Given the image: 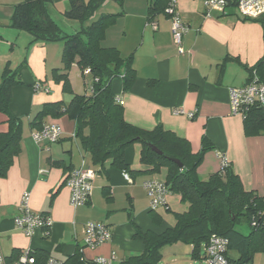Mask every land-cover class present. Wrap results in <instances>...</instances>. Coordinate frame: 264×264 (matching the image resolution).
Here are the masks:
<instances>
[{"label": "crops", "instance_id": "obj_1", "mask_svg": "<svg viewBox=\"0 0 264 264\" xmlns=\"http://www.w3.org/2000/svg\"><path fill=\"white\" fill-rule=\"evenodd\" d=\"M50 1L51 16L58 23L65 22L62 12L69 9L70 0ZM21 2L0 0V84L6 69L20 81L12 88L9 109L22 121L21 153L8 174L0 177L1 251L10 261L31 250L64 264H95L97 258L121 264L145 249L135 237L136 227L161 234L174 226L175 213L186 211L188 205L178 194L170 193L167 206L151 210L143 183L153 179L165 182L167 170L159 174L136 173L147 170L140 162V144L125 152L133 171L129 173L133 179L130 184L124 172L109 162L105 166L93 163L76 137V122L67 116H45L39 125L60 126L63 134L58 142L48 144L33 139L32 132L38 130L37 116L45 105H68L74 94H87L88 88L86 92L76 90L70 70L74 94L64 91L63 81L58 80L66 73L63 43L33 42L30 34L10 26L13 9ZM151 2L124 0L120 4L109 0L93 18L122 13L107 30L102 44L117 48L123 59L132 58L136 78L131 88L124 90L121 80L113 83L116 97L124 103L125 120L144 130L162 126L186 139L194 154L203 149L206 139L211 148L198 167L201 180L217 173L221 157L225 156L245 189L264 196V129L247 134L243 118L232 113L229 95L231 88L249 83L252 69L264 58V16L246 20L234 6L225 14L207 11L205 0H179L182 21L189 28L181 54L168 17L164 13L150 17ZM152 22L157 24L156 29ZM72 68L78 69L76 65ZM8 130L7 116L0 112V133ZM79 168L96 171L98 177L89 203L73 207L65 180L69 172ZM25 192L30 193L32 212L52 220L48 237L42 231L28 237L16 227L15 218L20 214ZM180 206L185 210H174ZM153 215L163 222L156 224ZM167 216L173 218L171 222L165 221ZM89 222L106 224L112 232L111 241L96 249L84 247V227ZM229 256L236 259L238 254L232 252ZM247 264H264V253H256Z\"/></svg>", "mask_w": 264, "mask_h": 264}, {"label": "trees", "instance_id": "obj_2", "mask_svg": "<svg viewBox=\"0 0 264 264\" xmlns=\"http://www.w3.org/2000/svg\"><path fill=\"white\" fill-rule=\"evenodd\" d=\"M107 1L70 0L69 9L62 15L78 24L74 33L65 31L51 16L50 0H22L14 7L10 19L12 28L30 34L33 42L63 43L62 61L66 73L58 74V80L63 81L64 91L74 94L69 82V71L74 65L84 77V72L89 69L91 73L88 76L92 77L87 94H74L68 105L62 102L45 105L37 116L39 122L36 127L38 130L43 128L39 125L45 116H67L76 122V137L96 166H105L109 162L111 167L131 173L133 171L126 161L125 152L127 148L140 144V162L147 170L136 173L159 174L163 169L167 170L165 183L171 193L178 194L181 201L188 205V209L175 213L174 226L161 234L143 232L136 227L135 237L144 243L145 249L121 264H159L161 249L181 241L193 245L195 259H204L203 246L208 245L212 235L228 239L227 258L230 264L249 263L256 253H264V196L246 190L232 167L220 168L207 180H201L198 167L211 148L206 139L203 149L194 154L186 139L162 126L144 130L125 120L122 105L115 102L113 83L121 80L124 90H129L136 73L132 58L123 59L117 48H107L102 44L107 30L122 14L102 15L93 20ZM167 2L152 0L150 17L158 13L166 15ZM252 70L264 82V58ZM15 78V73L6 69L0 84V112L7 116L9 123V130L0 133V177L8 174L22 150V121L9 109L12 88L20 83ZM243 121L247 134L254 135L264 129V107H252ZM152 146L165 156L179 160L183 167L159 155ZM153 220L158 225L163 222L157 215H153ZM238 224L247 225L250 231L247 234L238 231ZM232 252L238 254L236 259L229 256ZM35 255L39 264L47 258Z\"/></svg>", "mask_w": 264, "mask_h": 264}, {"label": "built area", "instance_id": "obj_3", "mask_svg": "<svg viewBox=\"0 0 264 264\" xmlns=\"http://www.w3.org/2000/svg\"><path fill=\"white\" fill-rule=\"evenodd\" d=\"M168 4L165 13L171 22V32L174 42L179 52L184 53L182 48L183 38L189 31V28L182 21L179 11V0H167ZM207 11L218 10L227 13L229 7H236L239 14L247 20H258L264 16V0H205ZM153 28H157L155 22L151 23ZM90 70H86L84 74L88 76ZM98 81V79H96ZM230 105L233 115L246 117V112L254 106L264 107V82L260 80L257 72L253 70L249 83L242 88H231L229 90ZM115 102L123 105V101L115 98ZM178 114L182 111H176ZM193 115L191 114L190 117ZM63 131L58 125L44 126L41 130L32 132V137L36 142H47L54 144L60 140ZM231 167L230 160L222 156L221 168L227 169ZM98 175L96 171L90 169H74L69 172L65 185L70 190V202L73 207L85 206L91 200L94 183ZM124 178L133 184V179L129 173L124 172ZM144 189L147 191L150 199V207L152 211H157L163 206H167V199L171 191L169 186L160 180H147L143 183ZM30 193L25 192L20 201V214L15 218L16 227L26 236L31 237L37 231H42L45 236L50 235L52 220L44 214H36L32 212L29 206ZM112 232L109 227L103 223L89 222L84 227V247L96 249L99 246L110 242ZM228 239L212 235L208 245L204 246V260L206 264H230L227 258ZM113 259L97 258L95 264H112ZM0 264H39L35 253L31 250L23 251L20 256L13 261H9L4 256L0 247ZM42 264H64L62 261L53 257H47Z\"/></svg>", "mask_w": 264, "mask_h": 264}, {"label": "rangeland", "instance_id": "obj_4", "mask_svg": "<svg viewBox=\"0 0 264 264\" xmlns=\"http://www.w3.org/2000/svg\"><path fill=\"white\" fill-rule=\"evenodd\" d=\"M20 3H17V5ZM63 21H59V24L64 28L65 31L69 33H74L78 29V24L65 19ZM77 28V29H76ZM71 82L73 86L78 90L79 92H86L85 88L90 87L91 84V76H84L82 75L81 71L79 69L71 68ZM85 80V81H84ZM208 178V177H207ZM163 211L166 210L165 208H162ZM176 211H183L185 210L182 206H180L177 209H174ZM173 214V213H172ZM171 215V214H170ZM174 217V214H173ZM167 219L165 221L171 222V216H167ZM236 229L244 234H247L250 229L247 225L238 224L236 226ZM193 251V245L188 244L186 242H178L176 244L172 245H166L161 249V261L159 264H206L204 259H195L192 254ZM232 254V253H230Z\"/></svg>", "mask_w": 264, "mask_h": 264}, {"label": "water", "instance_id": "obj_5", "mask_svg": "<svg viewBox=\"0 0 264 264\" xmlns=\"http://www.w3.org/2000/svg\"><path fill=\"white\" fill-rule=\"evenodd\" d=\"M152 148H153V150H155L159 155H164L162 152L158 151L155 147L152 146ZM164 156H165V155H164ZM165 157H166L167 159H169V160L175 162L176 164H178L181 168L183 167V164H182L179 160H177V159H175V158H173V157H169V156H165Z\"/></svg>", "mask_w": 264, "mask_h": 264}]
</instances>
